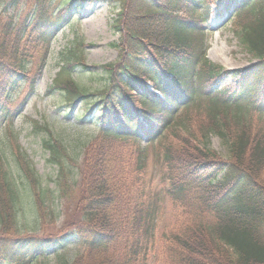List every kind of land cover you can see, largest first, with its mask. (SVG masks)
<instances>
[{
	"label": "trees",
	"instance_id": "1",
	"mask_svg": "<svg viewBox=\"0 0 264 264\" xmlns=\"http://www.w3.org/2000/svg\"><path fill=\"white\" fill-rule=\"evenodd\" d=\"M98 1L0 0V103L4 98L10 104L12 94L24 85L32 92L37 74L47 65L54 38ZM109 2L117 6L111 27L119 36L117 43L111 44L118 50V60L102 67L111 81L96 90L82 86L78 79L89 72V67L83 42H76L73 50L60 54V72L47 90V95L58 92L64 96L66 114L79 106V119L95 124L101 137L96 144L106 148L100 154L101 169L97 164L98 172L81 171L80 183L85 186L76 215L66 212L60 231L42 236H23L18 225L14 231L18 198L8 175H4L0 184V264L39 263L50 251L59 253L72 241L96 258L88 261L79 257L62 264H146L155 212L147 203L148 190L139 184L113 183L103 164L118 162L114 142L144 141L151 146L175 128L181 109L184 112L200 104L211 121L210 133L225 142L228 158L219 156L208 144L184 139L181 145H165L161 165L171 197L178 202L191 192L197 193L214 223L199 236L184 232L169 237L164 263L264 264V138L250 140L241 133L228 140L224 126L219 124L222 108L232 106L241 111L230 116L238 129L247 126L251 109L264 111V0ZM214 6L228 14L234 11V33L242 49L254 59L252 66L229 73L208 60L204 23ZM37 57L40 63L34 64ZM228 74L232 75V86L216 89ZM0 111H6L4 106ZM44 147L51 162L59 166V191L54 198L39 183L34 186L36 191L32 186L39 217L44 215L47 202L62 200L59 192L66 193L67 180L76 186L79 177L78 171L72 175L76 180L69 179L71 173L65 169L63 155L71 165L76 161L61 141H46ZM139 162L144 170L146 159L142 157ZM119 172L114 174L119 176ZM5 202L11 215L6 213ZM56 211L49 209L51 218L56 217ZM120 239L125 245L118 247L115 242Z\"/></svg>",
	"mask_w": 264,
	"mask_h": 264
},
{
	"label": "rangeland",
	"instance_id": "2",
	"mask_svg": "<svg viewBox=\"0 0 264 264\" xmlns=\"http://www.w3.org/2000/svg\"><path fill=\"white\" fill-rule=\"evenodd\" d=\"M56 5L60 6V3L56 2ZM26 9L28 10V7ZM116 10V4H110L109 0H99L96 5L84 9L53 41L47 65L40 74H37L39 77L32 92L28 85H24L12 94L10 104L4 98L0 103V110L3 106L6 110L2 115L0 114V184L4 175H9V181L17 189V204H19L15 213L17 224L13 226L14 231L20 227L21 230L18 231L22 232L23 236L57 234L61 229L65 214L76 215L75 208L85 186L80 183L81 171L86 170L90 174V170L98 172L97 164L99 168L101 167L99 163L103 160L100 154L106 148L101 144H96L100 135L96 131L95 124L89 120L79 119V106L73 112L66 114V104H63L64 96L58 92L53 96L47 95V90L52 86L59 72L60 54L68 49L73 50L76 42L82 41L90 72L82 74L78 81L82 86L94 90L108 85L111 80L107 79L102 67L118 60V52L110 47V44L119 39L111 27ZM219 12L218 7L212 8L204 23L208 32L209 60L211 61L210 58L216 54L212 52L216 47L217 51H222L223 60L229 66L211 61L212 63L221 65L226 71L249 67L253 62L252 57L240 47L234 35L232 22L225 14L220 13L219 15ZM34 61V64H39V57ZM35 73L34 71L31 75ZM90 73L95 75L91 76ZM232 83V75L228 74L216 86L219 90H224L232 86ZM240 113L241 111L238 112V109L232 106L227 110L221 109L222 122L219 124L224 126V133L228 140L230 137L233 139L238 137L241 133L250 140L263 139L264 112L260 113L251 109L246 117L247 126L238 129L233 125L234 121L230 116ZM206 116L207 111L203 104L190 107L184 112L181 109L175 117V128L168 131L165 139L156 141L151 146H147L145 142H114L116 145L114 156L118 158V162L105 161L103 164L107 178L113 179V183L117 181L122 184L131 183L133 187L139 184V188L148 190L147 203L155 209V212L151 218L153 222L150 224L147 241L149 244L146 251L148 254L146 264H165L164 247L168 245L169 237H177L184 232L188 235L199 236L213 227L214 221L211 219L213 215L200 205L197 193L191 192L184 201L178 202L171 197L168 191V181L165 180V168L161 165L165 145H181L184 139H189L197 145L208 144V147L219 156L228 158L225 142L216 134L210 133L212 131L209 130L211 121ZM57 139L62 142L64 148L66 147L69 156L77 162V166L69 162L67 166L71 176L79 170L78 184L72 185L73 183L67 180L68 183L64 184L67 186L66 193L62 195L61 191L59 192L62 200L58 201L57 219L51 218V213H49V208L54 207L53 202L48 204V210L45 208L44 215L39 217L36 214L32 186H36L39 181L43 190L48 188L53 192L54 197L58 195L56 178L59 169L51 164L48 149L44 148L43 144L45 140L56 142ZM142 157L146 159L147 167L144 170H141L139 162ZM117 170L120 171L119 176L114 174ZM33 175L34 180L30 181ZM34 190L36 191V187ZM5 204L8 207L7 215H11L9 203L5 202ZM115 244L121 247L125 245V242L120 239ZM78 257L86 258L88 261H91V258L94 261L96 258L95 255H89V251L81 247L77 241H72L59 253L51 251L46 258L35 264H61L62 261Z\"/></svg>",
	"mask_w": 264,
	"mask_h": 264
},
{
	"label": "bare ground",
	"instance_id": "3",
	"mask_svg": "<svg viewBox=\"0 0 264 264\" xmlns=\"http://www.w3.org/2000/svg\"><path fill=\"white\" fill-rule=\"evenodd\" d=\"M212 52H215L216 53V54L213 55V57L210 58L212 62H214V63L218 62L220 64H223L226 67L229 66V64H226L225 61L223 60V53H222V51H220V50L217 51L216 50V47H215L212 50ZM228 68H230V67H228Z\"/></svg>",
	"mask_w": 264,
	"mask_h": 264
}]
</instances>
